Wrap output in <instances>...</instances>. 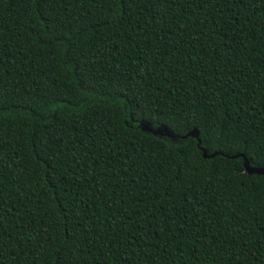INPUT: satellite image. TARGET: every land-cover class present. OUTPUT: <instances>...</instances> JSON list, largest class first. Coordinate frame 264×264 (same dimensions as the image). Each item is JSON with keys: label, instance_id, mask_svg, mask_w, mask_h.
Returning a JSON list of instances; mask_svg holds the SVG:
<instances>
[{"label": "trees", "instance_id": "obj_1", "mask_svg": "<svg viewBox=\"0 0 264 264\" xmlns=\"http://www.w3.org/2000/svg\"><path fill=\"white\" fill-rule=\"evenodd\" d=\"M194 129L264 167V0H0V264H264Z\"/></svg>", "mask_w": 264, "mask_h": 264}, {"label": "water", "instance_id": "obj_2", "mask_svg": "<svg viewBox=\"0 0 264 264\" xmlns=\"http://www.w3.org/2000/svg\"><path fill=\"white\" fill-rule=\"evenodd\" d=\"M148 131L154 133L155 135L161 136V137H169L171 139H176L177 136L172 134L169 129L167 127H161L158 130H153L152 128L148 127L147 128ZM187 137H193L195 139L198 140V147L200 148V150L203 151V157L206 159H210V158H214L217 155H224L227 156L228 158H243L244 160V167L246 169V171L248 172V174L253 175H262L264 176V167H255L252 166L250 163V160L244 155V154H237V155H233V156H228L222 152H214L212 154L208 153V151L206 149H204L201 145H202V141L200 138V132L197 129L192 130L191 132H189L187 135L184 136H180V138L182 139H186Z\"/></svg>", "mask_w": 264, "mask_h": 264}]
</instances>
